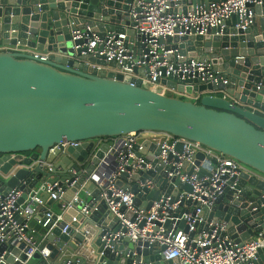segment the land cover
<instances>
[{
  "label": "water",
  "instance_id": "1",
  "mask_svg": "<svg viewBox=\"0 0 264 264\" xmlns=\"http://www.w3.org/2000/svg\"><path fill=\"white\" fill-rule=\"evenodd\" d=\"M139 1L0 0V46L12 48L0 51V191L5 194L22 190L19 205L35 199L27 205L36 215L26 222L39 236L46 235L40 248L51 249V258L67 244L72 230L62 233L59 227H53L55 216L43 227L48 220L46 206L55 202L46 193L47 185L57 183L65 192L66 203L78 196L63 215V221L69 222L88 203L79 193L86 190V177L108 151L107 142L98 144L97 140L129 133L161 132L197 142L251 170L253 174L241 172L239 178L231 179L230 184L237 180L235 189H226L217 198L213 212L228 222L229 233L238 242L259 232L264 234V180L256 177H264V4L251 6L253 23L245 30L237 27L238 16L233 15L219 26L207 28L204 35L159 38L173 70L194 59L210 65L218 81H201L196 72L194 78L184 74L185 80H180L181 73H170L165 78L164 68L163 78L157 79L161 87L150 90L141 86L139 79L148 78L147 67H134L133 75H123L115 60L107 62L104 55L87 53L86 48L93 37L101 41L121 33L127 36L128 48L135 39L143 41L133 29L134 14L140 13ZM213 1L178 0L183 13L192 5ZM103 48L98 45L96 51ZM138 48L147 52L144 44ZM34 51L47 55V59H35L31 53ZM174 93L196 94L198 100L186 101L174 97ZM68 142L82 143L68 147L65 155L48 152L53 146ZM143 147L154 148L149 142H144ZM205 158L209 166L203 165L200 174L214 161L203 153L195 155L197 164ZM36 160L45 161L51 169L40 165L30 168ZM165 177V173L157 176L155 171L134 176L135 180L153 179L156 184V189L144 190L145 197L134 185L131 192L137 195L135 205L147 198L145 209H149L152 201L162 193L169 195L174 186L177 189L173 195L180 190L191 192L178 179L167 188ZM125 178L123 175L122 180ZM118 185L122 186V181ZM237 191L240 195L234 200ZM89 197L99 199L98 194ZM58 207L61 210L63 205ZM106 216V206L100 202L90 219L101 224ZM123 244L138 254L136 264L140 257L145 264H171L163 262L161 252L165 247L157 249L145 244L140 249L128 239ZM95 247L94 264L133 263L132 253L128 258L127 253L123 258L116 255L122 246L114 244L112 251L98 239ZM22 249L23 244H1L0 254L6 251L8 263L19 264L13 256ZM98 254L102 255L97 257ZM39 258L36 254L27 264H35Z\"/></svg>",
  "mask_w": 264,
  "mask_h": 264
},
{
  "label": "built area",
  "instance_id": "2",
  "mask_svg": "<svg viewBox=\"0 0 264 264\" xmlns=\"http://www.w3.org/2000/svg\"><path fill=\"white\" fill-rule=\"evenodd\" d=\"M262 4L264 0H214L210 3L192 5L183 13L181 12L183 5L178 0H141L138 2L140 13L134 14L133 29L143 41L135 39L128 48L125 46L127 39L125 33L108 36L101 41L93 37L86 44L87 53L104 55L107 62L115 60L121 65L120 72L123 75H133L134 67L138 69L147 67L148 78L139 79L141 86H146L150 90L161 87L157 79L163 78L164 68L165 78L170 73H181L180 80H185L184 74H190L191 78H194L196 72L197 78L201 81L217 84L218 80L210 71V65L198 60L190 59L188 63H181L177 70H173V63L166 60L167 52L158 43L159 38L165 40L175 35L179 37L204 35L207 28L219 26L233 15L238 16L237 27L245 30L253 23L254 14L251 6ZM101 44L103 50L96 51L97 46ZM139 44H144L147 52L140 51ZM32 55L35 59H47V55L44 54ZM122 63L125 65L122 66ZM222 83L226 84L227 80H222ZM161 89L163 92L166 91L163 87ZM97 142L98 144L107 142L109 148L93 172L86 177L85 182H93L97 186L99 199L90 200L79 214L72 216L69 222H64L63 215L71 203L78 199L75 195L71 203L62 204L61 215H55L47 210L45 216L48 220L43 225L46 227L55 216L53 227H59L62 233L71 229L69 238L73 233L80 235L82 239L77 244L76 253H67L68 240L67 244L58 250L55 258H51V249L47 246L40 248L46 235L39 236L27 224L36 215V211L27 205L34 198L19 205L18 201L23 196L22 190L13 189L5 194L0 191V245L17 247L23 244L20 254L24 259L20 254L14 255V262L27 264L38 254L40 256L38 262L43 264H94L97 259L95 244L99 239L112 251H115L114 244L122 246V250L117 251L116 255L123 258L124 253H127L125 258H128L132 253V264H136L138 254L135 250L129 251L128 246L123 244V241L128 239L140 249L145 244L157 249L165 247L161 252L163 262L170 261L171 264H264V234L259 232L247 240L238 242L229 233L228 222L215 217L213 212L217 198L226 189L230 191L235 189L237 180L230 184L231 179L239 178L241 172L253 174L251 170L197 142L175 138L161 132L129 133ZM144 142H149L154 148L152 150L144 148ZM81 143H61L50 148L48 152L55 154L59 151L61 155H65L68 147H77ZM197 153H203L214 161L209 169L204 168L203 174H200L203 165L209 166V163L205 158L197 164L195 159ZM36 165L46 170L52 167L45 161L36 160L30 168ZM156 168L160 170L156 171ZM150 171H155L157 176L160 172L165 173L167 188L173 185L174 179H178L181 185H188L191 192L180 190L179 194L173 195V191L177 189L174 186L169 195L162 193L158 200L152 201L149 209H145L149 202L147 198L141 199V205H135L137 195L131 192V188L135 185L138 193L145 197L144 190H154L156 184L153 179L135 180L133 177ZM70 172L75 175V172ZM123 175L126 176L125 180H122ZM256 177L264 180V177ZM120 181L122 186L118 185ZM46 193L49 194V199L54 201L63 199L65 194L57 183L47 185ZM239 193L240 191L236 192L234 200L239 198ZM100 202L105 204L107 211V216L103 217L101 224L90 219L91 213L97 210ZM112 222H115L113 228L110 227ZM56 243L55 241L52 247ZM6 253L4 251L0 254V264H9L5 258ZM101 255L98 254L97 257ZM102 264H105V261ZM138 264H145L142 257ZM150 264L158 262L153 261Z\"/></svg>",
  "mask_w": 264,
  "mask_h": 264
},
{
  "label": "crops",
  "instance_id": "3",
  "mask_svg": "<svg viewBox=\"0 0 264 264\" xmlns=\"http://www.w3.org/2000/svg\"><path fill=\"white\" fill-rule=\"evenodd\" d=\"M0 49L2 50H12V48H4L3 46H0ZM15 50V49H13ZM32 54H36L38 52H31ZM194 99V101H197L198 100V95L194 94L192 96ZM194 101H191V102H194ZM86 196H89V194H94V195H97L98 194V188L97 186L93 183H90V182H87L86 184V190H82ZM65 201L63 199H59V200H56L54 202V204L52 206H46V209L47 210H50L52 211L54 214L56 215H61V210L60 208L58 207V205H61V204H64ZM43 207H45V205H41ZM76 215V214H74ZM80 235L76 234V233H73V235L69 238V247L67 249V253H76L77 250H76V247H77V244L80 243L81 239H79Z\"/></svg>",
  "mask_w": 264,
  "mask_h": 264
},
{
  "label": "rangeland",
  "instance_id": "4",
  "mask_svg": "<svg viewBox=\"0 0 264 264\" xmlns=\"http://www.w3.org/2000/svg\"><path fill=\"white\" fill-rule=\"evenodd\" d=\"M173 96L174 97H177V98H181V99L186 100V101H194L193 100L194 98L192 96H188V95H182V94L179 95V94H176L175 93V94H173ZM193 103H196V101H194ZM95 142H96V140H95ZM79 197L82 198L86 202H89L90 201V197L89 196H86L83 191H81L79 193Z\"/></svg>",
  "mask_w": 264,
  "mask_h": 264
}]
</instances>
